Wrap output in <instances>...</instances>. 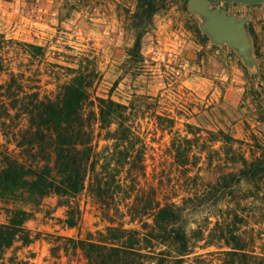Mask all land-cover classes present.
Listing matches in <instances>:
<instances>
[{
	"label": "rangeland",
	"instance_id": "obj_1",
	"mask_svg": "<svg viewBox=\"0 0 264 264\" xmlns=\"http://www.w3.org/2000/svg\"><path fill=\"white\" fill-rule=\"evenodd\" d=\"M202 1L208 11L225 12L244 25L247 57L213 40L191 0H158L150 19L140 0H0L1 99L8 111L0 113V144L31 165L18 144L29 129L25 104L56 100L64 84L86 77L92 110L98 112L97 99L127 106L142 142L143 171L128 174L124 168L117 179L124 192L183 208L191 246L181 264H233L235 257L227 254L232 250L219 239L228 227L247 253L264 258V182L247 187L222 181L234 164L218 135L232 137L235 153L250 160L264 146V3ZM94 131L96 150L108 155L113 147L106 130L95 123ZM181 139H193L191 148L181 147L190 155L186 166L176 159L174 142ZM91 182L89 176L74 201L81 213L74 228L65 224L66 208L55 194L32 204L25 195L0 198V224L15 208L33 215L26 222L33 243L16 242L4 263L87 264L72 240L119 224L148 234L152 215L129 214L126 193L117 202H102ZM149 251L163 264H174L177 256L155 240Z\"/></svg>",
	"mask_w": 264,
	"mask_h": 264
},
{
	"label": "trees",
	"instance_id": "obj_2",
	"mask_svg": "<svg viewBox=\"0 0 264 264\" xmlns=\"http://www.w3.org/2000/svg\"><path fill=\"white\" fill-rule=\"evenodd\" d=\"M140 1L144 16L152 18L158 0ZM143 36L144 33H141L136 38L137 51L141 50ZM2 70L0 62V74ZM85 79L78 75L64 84L56 100L35 98L25 104L29 129L18 144L33 161L27 166L13 159L2 151L0 144V198L25 195L32 204L34 198L36 200L55 194L61 206L66 208L65 224L74 228L81 218L80 209L74 201L86 188L90 176V189L99 200L117 202V198L121 199L120 194L126 193L125 201L130 200L127 205L129 214L152 215L153 223L148 234L126 229L119 224L107 227L105 232L89 234L87 239L72 240L75 248L85 255L87 264H155V260L156 264H163L162 259H156L149 251L153 240L173 248L177 256L171 259L174 264H181L183 259L180 257L187 255L191 246L183 208L175 203L161 205L152 197L140 193L133 195L124 192L123 184L117 180L121 170L125 168L128 174L143 171L141 139L129 124L127 106L112 99H97L98 112L92 110L95 101L91 100L88 92L90 83L85 84ZM1 89L0 84V113L8 114L1 99ZM95 123L100 129L106 130L105 139L112 141V152L108 155L96 150ZM114 125V130H111ZM218 137L226 148V156L232 155L231 162L234 164L232 171L222 181L232 180L239 186L247 187L263 183L264 146L259 147L260 156L250 160L235 153L234 139L228 134L220 131ZM180 143L174 142L176 159L181 166H186L191 162L190 155L181 147L187 145L191 148L193 139H181ZM114 182L115 188L112 186ZM8 212V222L0 224V264H5V252L16 242L27 246L34 241L26 227L32 213L22 208ZM219 239L232 250L227 254L235 257L233 264H264V258L247 253L241 244V237L230 227L227 231L222 229Z\"/></svg>",
	"mask_w": 264,
	"mask_h": 264
},
{
	"label": "water",
	"instance_id": "obj_3",
	"mask_svg": "<svg viewBox=\"0 0 264 264\" xmlns=\"http://www.w3.org/2000/svg\"><path fill=\"white\" fill-rule=\"evenodd\" d=\"M219 3H240L244 5H259L264 0H214ZM190 6L193 11L203 14L206 19L204 29L217 43H228L232 48L247 57V33L244 25L236 17L217 10L208 11L202 0H191Z\"/></svg>",
	"mask_w": 264,
	"mask_h": 264
}]
</instances>
